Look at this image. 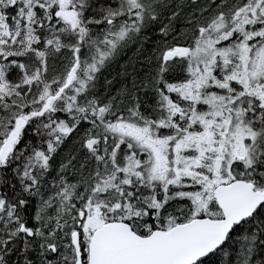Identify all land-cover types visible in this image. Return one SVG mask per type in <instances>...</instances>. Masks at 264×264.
<instances>
[{
    "label": "snow or ice",
    "instance_id": "obj_1",
    "mask_svg": "<svg viewBox=\"0 0 264 264\" xmlns=\"http://www.w3.org/2000/svg\"><path fill=\"white\" fill-rule=\"evenodd\" d=\"M0 264H264V0H0Z\"/></svg>",
    "mask_w": 264,
    "mask_h": 264
},
{
    "label": "trees",
    "instance_id": "obj_2",
    "mask_svg": "<svg viewBox=\"0 0 264 264\" xmlns=\"http://www.w3.org/2000/svg\"><path fill=\"white\" fill-rule=\"evenodd\" d=\"M129 55H131V53H129ZM125 58H127V57H125ZM71 143V141H69V144Z\"/></svg>",
    "mask_w": 264,
    "mask_h": 264
}]
</instances>
